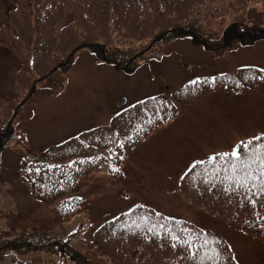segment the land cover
I'll return each instance as SVG.
<instances>
[{"label": "trees", "instance_id": "1", "mask_svg": "<svg viewBox=\"0 0 264 264\" xmlns=\"http://www.w3.org/2000/svg\"><path fill=\"white\" fill-rule=\"evenodd\" d=\"M26 1V0H20ZM244 1L242 10L264 0H29L10 11V24L0 41L20 55L15 87L20 101L14 116L36 91L38 84L53 73L65 71L82 49L118 70L163 45L190 37L195 45L216 51L229 46H249L264 39V25L236 21L223 30L202 31L194 22L234 15L233 6ZM29 15V17L27 16ZM241 66L215 76L187 82L122 108L109 124L84 129L68 140L40 152L41 158H22V167L32 196L53 207L62 222L85 210L80 195L86 176L98 171L107 150L118 164L152 129L177 117L180 107L199 101L212 91L254 88L264 80V71ZM13 120L0 125V153L12 135ZM248 149L231 170L232 157L192 164L182 175L179 187L186 200L203 214L217 217L255 237L264 244V179L257 157L264 156V136L253 138ZM123 143V147L120 144ZM223 153V152H220ZM247 169V182H244ZM115 174V171L112 172ZM240 180V184H237ZM255 201V203H253ZM173 235L180 237L174 240ZM191 242V247L184 244ZM78 242V243H75ZM175 245V247L173 246ZM7 251L20 258L14 264H239L223 240L212 237L198 225L167 215L146 204L107 217L100 225L81 226L66 238L53 237L37 229L0 233V259ZM46 255V257H44ZM50 255L58 256L54 260Z\"/></svg>", "mask_w": 264, "mask_h": 264}, {"label": "rangeland", "instance_id": "2", "mask_svg": "<svg viewBox=\"0 0 264 264\" xmlns=\"http://www.w3.org/2000/svg\"><path fill=\"white\" fill-rule=\"evenodd\" d=\"M26 2L29 0H0V29L9 26V13L20 4L22 14L29 10ZM244 3L236 2L233 9L237 12L225 20H198L194 24L205 32L223 30L236 21L264 25V3L242 10ZM6 32L2 31L0 37ZM4 40L0 41V125L13 119V135L0 153V232L37 229L66 238L81 226L96 227L107 217L143 203L192 222L223 240L237 263L264 264V244L258 237L203 214L186 200L179 187L182 175L196 161L231 152L241 141L264 134V80L254 88L215 90L197 102L181 106L177 117L152 129L118 164L104 150L105 164L89 173L81 188L82 196L87 198L86 209L67 222L58 219L53 207L33 200L22 177L27 167L21 165L22 157L41 158L40 152L49 146L83 129L108 124L123 99L130 106L239 66L264 69V39L250 46L210 51L195 45L190 37H182L163 45L158 55L147 52L126 70H118L97 59L90 50L82 49L69 69L40 82L15 116L19 94L24 92L15 87L21 58ZM114 169L119 171L112 174ZM20 257L7 251L0 264H14Z\"/></svg>", "mask_w": 264, "mask_h": 264}, {"label": "snow or ice", "instance_id": "3", "mask_svg": "<svg viewBox=\"0 0 264 264\" xmlns=\"http://www.w3.org/2000/svg\"><path fill=\"white\" fill-rule=\"evenodd\" d=\"M261 71H264V69H261ZM193 83H195L193 81ZM264 136V134H261V135H257V136H254L253 139L254 140H257L259 141L261 139V137ZM250 141L248 143H245L243 141H241L240 143L236 144L234 146V148L232 149L231 152H223V153H219V157L223 158V157H232V158H235V162H233L231 164V170L233 172H236L237 171V162H240L241 161V158L243 156V152H242V149H248L249 148V145H250ZM123 143L120 144V147H123ZM259 147L264 150V145H259ZM216 156H212V157H209L210 160H213L215 161L216 160ZM257 160H258V166H259V171L261 172V176H256V175H252V178L253 180H261V179H264V156H261V157H257ZM205 163V161L203 160H199V161H196L193 165H192V168H195L196 165L198 164H203ZM250 168V165L245 163L244 164V170L246 172V176L244 178V182H247V169ZM114 171H119V169H114ZM240 180H237V184L239 185L240 184ZM253 203H255V201H253ZM174 240H180V237L178 236H175L173 235L172 237ZM184 244L188 245L189 247H191V242L189 240H184L183 241ZM175 247V245H173Z\"/></svg>", "mask_w": 264, "mask_h": 264}, {"label": "water", "instance_id": "4", "mask_svg": "<svg viewBox=\"0 0 264 264\" xmlns=\"http://www.w3.org/2000/svg\"><path fill=\"white\" fill-rule=\"evenodd\" d=\"M125 102V100H123L120 104H123Z\"/></svg>", "mask_w": 264, "mask_h": 264}]
</instances>
